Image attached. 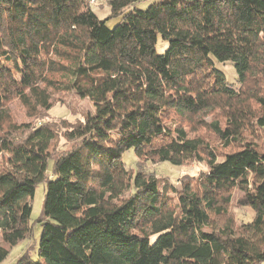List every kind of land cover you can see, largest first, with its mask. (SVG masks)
<instances>
[{
    "label": "trees",
    "instance_id": "16d2710c",
    "mask_svg": "<svg viewBox=\"0 0 264 264\" xmlns=\"http://www.w3.org/2000/svg\"><path fill=\"white\" fill-rule=\"evenodd\" d=\"M144 1L109 0L101 20L90 0H0V264L35 225L36 259L28 245L14 264H264V0H162L142 10ZM217 63L234 65L242 94ZM55 89L94 107L65 131L70 146L57 159L53 126L3 120L13 100L32 114L49 110ZM221 99L224 124L211 126L233 151L218 161L167 120ZM131 150L175 167L205 152L207 171L177 188L128 169ZM236 191L242 213L230 207Z\"/></svg>",
    "mask_w": 264,
    "mask_h": 264
},
{
    "label": "rangeland",
    "instance_id": "374dc122",
    "mask_svg": "<svg viewBox=\"0 0 264 264\" xmlns=\"http://www.w3.org/2000/svg\"><path fill=\"white\" fill-rule=\"evenodd\" d=\"M109 0H90L92 10L97 14L101 20H107L110 16V9L108 6ZM162 0H146L138 6L142 10H145L155 3H160ZM121 21V18L111 19L108 21L107 25L110 28H115ZM168 48L167 43H163L162 39H159L157 51L159 54H163ZM217 69L225 74L227 78V83L231 89L235 92H240L241 94L245 91L243 90L239 83L236 74V70L232 63L216 64ZM60 77L54 78L59 79ZM261 78L257 76V80L253 81L251 84L256 87L260 83ZM248 89V86L247 88ZM51 104L52 107L48 110L40 109L34 114L30 112L26 107H24L20 101L13 100L8 104L5 109L6 115L4 116V123L7 128H11V125H22L31 124L32 126H38L42 123L51 125L58 132L59 136L57 140L53 143L52 147V158L57 159L63 152V150L69 147V142L65 139V131L70 127L83 121L85 116L93 111L94 107L90 100L80 98L74 91L71 90H50ZM220 108L213 109L211 111H206L199 114L186 115L179 117L175 113H171L168 124L173 127L184 128L191 138H198L204 142V146L209 149L206 151L214 152L218 157V161L222 160L225 155L232 150V148H226L223 141L218 135L215 134L212 128V124H224V117L227 115L226 99L220 100ZM204 152L202 154V161H193L184 164L181 167L172 166L169 163H160L158 161H144L137 159L133 150L126 152L122 160L128 169L145 170L151 174V176H156L160 181L166 180L171 182L177 188L180 187V182L185 180L198 179L201 172L207 171L206 159L207 155ZM52 163H50V168ZM241 196L240 192H234L232 196L231 210H235L238 213L243 211H238L235 208L236 199ZM45 197V184H40L32 200V223H35L37 219L41 216L43 203ZM174 198V197H172ZM247 214L242 215V220L245 222L251 221L253 219V212L247 211ZM240 214H238L239 216ZM241 216V215H240ZM42 234V227L40 225L34 226L33 237L28 239L23 243H19L17 246L11 248L10 255L8 259L3 264H14L18 258L23 254L24 250L27 249L28 245L31 246L29 250H32V258L36 259L37 247ZM34 248L36 250L34 251Z\"/></svg>",
    "mask_w": 264,
    "mask_h": 264
}]
</instances>
